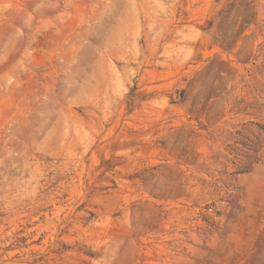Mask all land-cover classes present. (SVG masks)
Segmentation results:
<instances>
[{"label":"rangeland","instance_id":"rangeland-1","mask_svg":"<svg viewBox=\"0 0 264 264\" xmlns=\"http://www.w3.org/2000/svg\"><path fill=\"white\" fill-rule=\"evenodd\" d=\"M0 264H264V0H0Z\"/></svg>","mask_w":264,"mask_h":264},{"label":"trees","instance_id":"trees-1","mask_svg":"<svg viewBox=\"0 0 264 264\" xmlns=\"http://www.w3.org/2000/svg\"><path fill=\"white\" fill-rule=\"evenodd\" d=\"M258 151H259V149L258 150H255L254 152L257 153Z\"/></svg>","mask_w":264,"mask_h":264}]
</instances>
